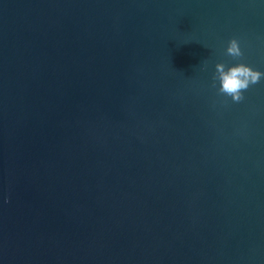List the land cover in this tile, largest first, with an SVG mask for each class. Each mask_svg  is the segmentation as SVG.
I'll list each match as a JSON object with an SVG mask.
<instances>
[{
	"label": "water",
	"instance_id": "water-1",
	"mask_svg": "<svg viewBox=\"0 0 264 264\" xmlns=\"http://www.w3.org/2000/svg\"><path fill=\"white\" fill-rule=\"evenodd\" d=\"M220 62L264 72V0H0V264H264V79Z\"/></svg>",
	"mask_w": 264,
	"mask_h": 264
},
{
	"label": "clouds",
	"instance_id": "clouds-1",
	"mask_svg": "<svg viewBox=\"0 0 264 264\" xmlns=\"http://www.w3.org/2000/svg\"><path fill=\"white\" fill-rule=\"evenodd\" d=\"M224 54L233 60H240L243 56L240 42L235 38L230 39ZM262 79H264V72L254 70L245 63L226 64L224 62L215 64L211 77L212 87L216 88L217 93L230 98L234 103L242 101L243 93Z\"/></svg>",
	"mask_w": 264,
	"mask_h": 264
}]
</instances>
